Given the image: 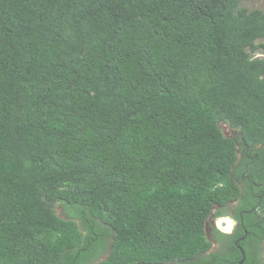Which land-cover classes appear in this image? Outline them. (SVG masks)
Returning a JSON list of instances; mask_svg holds the SVG:
<instances>
[{
	"label": "trees",
	"instance_id": "trees-1",
	"mask_svg": "<svg viewBox=\"0 0 264 264\" xmlns=\"http://www.w3.org/2000/svg\"><path fill=\"white\" fill-rule=\"evenodd\" d=\"M244 1L0 0V264H264Z\"/></svg>",
	"mask_w": 264,
	"mask_h": 264
},
{
	"label": "rangeland",
	"instance_id": "rangeland-1",
	"mask_svg": "<svg viewBox=\"0 0 264 264\" xmlns=\"http://www.w3.org/2000/svg\"><path fill=\"white\" fill-rule=\"evenodd\" d=\"M242 6H245L248 8L258 7V8L264 9V0H247V1H244L242 3ZM261 41H264V39H261ZM256 55L263 56L264 54L257 53ZM220 125H221V127H222V129L226 135H234L235 134V130L232 129L227 123H220ZM230 209H232V207ZM57 210L59 213H61L63 210V207L58 206ZM215 210H217V207L215 208ZM228 211L230 213L229 209H228ZM216 222L219 223L220 225L225 224V223L228 224L229 226L231 225V229H232V226H234L233 223H235L232 215H228V214L223 215L221 217L220 216L217 217ZM103 258H104V256H103Z\"/></svg>",
	"mask_w": 264,
	"mask_h": 264
},
{
	"label": "flooded vegetation",
	"instance_id": "flooded-vegetation-1",
	"mask_svg": "<svg viewBox=\"0 0 264 264\" xmlns=\"http://www.w3.org/2000/svg\"><path fill=\"white\" fill-rule=\"evenodd\" d=\"M231 204H232V206L231 205L228 206V209L230 210V213L229 214H234L235 210H237L236 207H235V204H238V201H235V202H233ZM231 207H232V209H230ZM217 217H219V216H217ZM217 217L210 219L211 221L209 220V223H207V228H208L209 233L210 234H213L212 233L213 229L214 228H217L221 232L228 233V234H232L233 231H234V229H235V227L238 224L237 219L233 217L235 223H233L234 226H232V229H231V225L229 226L226 223H225L226 225L225 224H221L220 225L219 223H217L216 222V218ZM215 245H216V242H215ZM108 254H109L108 251H105L104 254L101 255V257H100L101 259L100 260L105 259L108 256ZM103 256H104V258H103Z\"/></svg>",
	"mask_w": 264,
	"mask_h": 264
},
{
	"label": "water",
	"instance_id": "water-1",
	"mask_svg": "<svg viewBox=\"0 0 264 264\" xmlns=\"http://www.w3.org/2000/svg\"><path fill=\"white\" fill-rule=\"evenodd\" d=\"M243 262H244V259L240 260L239 264H243Z\"/></svg>",
	"mask_w": 264,
	"mask_h": 264
}]
</instances>
